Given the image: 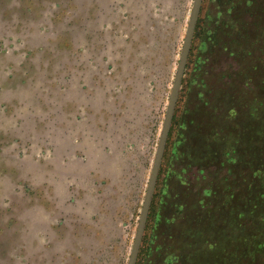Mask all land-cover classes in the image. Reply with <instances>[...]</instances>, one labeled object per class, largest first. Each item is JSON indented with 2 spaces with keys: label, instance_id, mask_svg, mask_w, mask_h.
<instances>
[{
  "label": "rangeland",
  "instance_id": "374dc122",
  "mask_svg": "<svg viewBox=\"0 0 264 264\" xmlns=\"http://www.w3.org/2000/svg\"><path fill=\"white\" fill-rule=\"evenodd\" d=\"M193 2L0 0V264H128ZM198 27L152 205L172 264H264V0Z\"/></svg>",
  "mask_w": 264,
  "mask_h": 264
},
{
  "label": "water",
  "instance_id": "95a60500",
  "mask_svg": "<svg viewBox=\"0 0 264 264\" xmlns=\"http://www.w3.org/2000/svg\"><path fill=\"white\" fill-rule=\"evenodd\" d=\"M204 0H194L128 264H137Z\"/></svg>",
  "mask_w": 264,
  "mask_h": 264
},
{
  "label": "crops",
  "instance_id": "0c3cea01",
  "mask_svg": "<svg viewBox=\"0 0 264 264\" xmlns=\"http://www.w3.org/2000/svg\"><path fill=\"white\" fill-rule=\"evenodd\" d=\"M160 182L162 184L165 183L163 180H161ZM156 194H159V201L161 200L160 206H162V208H163L162 202H163L164 196L167 195L166 194V187H164V185H162L161 190H157V193H155L154 199H155ZM156 198H158V196ZM153 205L151 206L149 218L151 217V220L154 218V220H153L154 223L150 222V219H148L149 220L148 223H150L148 225L149 229L147 228V230H148L147 235H145L144 242H143V245L141 248L142 253H141L140 260H142V261L147 260L146 264H149L151 261L154 263L153 260H159L162 257V256L161 257L159 256V253H161V254H162V252L165 253V245H162V243L164 242L165 235L169 234V232L171 230L170 229L171 224L169 223V216L166 215L165 209L163 211L162 208L157 207L158 208L157 209V208H154L155 206H153ZM155 205H156V203H155ZM164 205H165L164 207H166V205H167L166 201L164 202ZM172 207H173V205H172ZM154 209L156 210L155 213H154ZM156 213H157V215H156Z\"/></svg>",
  "mask_w": 264,
  "mask_h": 264
},
{
  "label": "trees",
  "instance_id": "16d2710c",
  "mask_svg": "<svg viewBox=\"0 0 264 264\" xmlns=\"http://www.w3.org/2000/svg\"><path fill=\"white\" fill-rule=\"evenodd\" d=\"M198 23H199V21H198ZM198 29H199V27H198V25H197L196 33H197ZM196 33H195V35H196ZM194 39H195V37H194ZM187 67H188V66H187ZM174 118H175V116H174ZM229 202H230V201H227V203H229ZM232 211L234 212V210H232ZM168 236H169V234L165 235L164 242L162 243V245H165V253H164V252H162V254L159 253V256H160V257L162 256L163 259H164L165 254H166V252H167V255H166L164 261L166 262L168 256L171 255V256H170L171 259H170L169 264H172V262L175 261V260L177 259V258H176L177 256L175 255V253H173V252L171 251L172 248H171L170 246L167 247V244L169 245ZM169 240L172 241V237H171V236L169 237ZM143 242H144V238H143ZM142 245H143V243H142ZM141 248H142V247H141ZM141 253H142V250H140V254H139V258H138V262H137V264H139V262L142 261V260H140V258H141ZM153 261H155V260H153Z\"/></svg>",
  "mask_w": 264,
  "mask_h": 264
}]
</instances>
